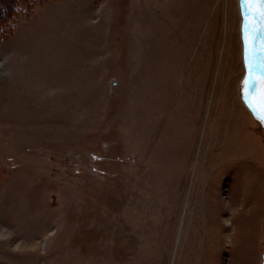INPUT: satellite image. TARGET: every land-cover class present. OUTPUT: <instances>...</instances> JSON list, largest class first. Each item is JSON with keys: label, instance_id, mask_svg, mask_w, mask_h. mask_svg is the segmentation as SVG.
Here are the masks:
<instances>
[{"label": "rangeland", "instance_id": "374dc122", "mask_svg": "<svg viewBox=\"0 0 264 264\" xmlns=\"http://www.w3.org/2000/svg\"><path fill=\"white\" fill-rule=\"evenodd\" d=\"M240 1L19 2L0 35V264H264Z\"/></svg>", "mask_w": 264, "mask_h": 264}, {"label": "flooded vegetation", "instance_id": "af4514ba", "mask_svg": "<svg viewBox=\"0 0 264 264\" xmlns=\"http://www.w3.org/2000/svg\"><path fill=\"white\" fill-rule=\"evenodd\" d=\"M239 42L241 47L242 77L240 79V100L251 113L255 122L264 126L262 88H264V28L259 23H250L256 13L250 6L239 2ZM247 25V27H246Z\"/></svg>", "mask_w": 264, "mask_h": 264}, {"label": "trees", "instance_id": "16d2710c", "mask_svg": "<svg viewBox=\"0 0 264 264\" xmlns=\"http://www.w3.org/2000/svg\"><path fill=\"white\" fill-rule=\"evenodd\" d=\"M26 0H0V35L3 34L10 16L15 15L19 2Z\"/></svg>", "mask_w": 264, "mask_h": 264}, {"label": "snow or ice", "instance_id": "6c2138e0", "mask_svg": "<svg viewBox=\"0 0 264 264\" xmlns=\"http://www.w3.org/2000/svg\"><path fill=\"white\" fill-rule=\"evenodd\" d=\"M243 5L250 6L251 9L256 13V18H253L250 23H259L260 28H264V0H241ZM247 27V25H246ZM262 51H264V46H262ZM262 110H264V88H262Z\"/></svg>", "mask_w": 264, "mask_h": 264}, {"label": "bare ground", "instance_id": "6f19581e", "mask_svg": "<svg viewBox=\"0 0 264 264\" xmlns=\"http://www.w3.org/2000/svg\"><path fill=\"white\" fill-rule=\"evenodd\" d=\"M225 221L227 222V225H228V223H230V222H229V219H226ZM3 235H5V234L3 233Z\"/></svg>", "mask_w": 264, "mask_h": 264}]
</instances>
